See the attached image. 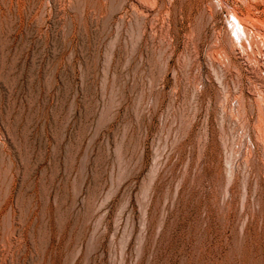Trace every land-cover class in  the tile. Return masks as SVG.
<instances>
[{
    "label": "rangeland",
    "instance_id": "rangeland-1",
    "mask_svg": "<svg viewBox=\"0 0 264 264\" xmlns=\"http://www.w3.org/2000/svg\"><path fill=\"white\" fill-rule=\"evenodd\" d=\"M0 264H264V0H0Z\"/></svg>",
    "mask_w": 264,
    "mask_h": 264
}]
</instances>
